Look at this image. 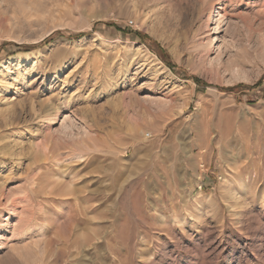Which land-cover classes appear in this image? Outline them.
<instances>
[{"label":"rangeland","instance_id":"rangeland-1","mask_svg":"<svg viewBox=\"0 0 264 264\" xmlns=\"http://www.w3.org/2000/svg\"><path fill=\"white\" fill-rule=\"evenodd\" d=\"M2 62L0 264H264V0H0Z\"/></svg>","mask_w":264,"mask_h":264},{"label":"trees","instance_id":"trees-1","mask_svg":"<svg viewBox=\"0 0 264 264\" xmlns=\"http://www.w3.org/2000/svg\"><path fill=\"white\" fill-rule=\"evenodd\" d=\"M108 25L111 24L108 23ZM57 34H60V32ZM137 34L141 36L142 41L148 44L152 48V50L161 58V60L168 65V67H170L171 69H175V65L172 63L171 57L165 49H163L156 41H153L149 36L142 35L141 33ZM245 88H250V86L246 84H239L231 88H226L225 90L238 91Z\"/></svg>","mask_w":264,"mask_h":264},{"label":"bare ground","instance_id":"bare-ground-1","mask_svg":"<svg viewBox=\"0 0 264 264\" xmlns=\"http://www.w3.org/2000/svg\"><path fill=\"white\" fill-rule=\"evenodd\" d=\"M219 5H220V3H217L216 8L213 10L212 17H213V16L216 17V16H219V15H220V13H221V9H220V6H219ZM17 55H18V54H17ZM24 55H26V54H24ZM12 57H14V56H12ZM15 57H16V56H15ZM4 64H5V62H2L0 66L3 67ZM11 110H12V109H11ZM49 110H50V109H49ZM8 111H9V109H8ZM51 111H52V110H51ZM10 112H12V111H10ZM5 113H6V110H5ZM7 113H8V112H7ZM4 115H5V114H4ZM9 115H10V114H9ZM45 115H48V116H45ZM45 115H44V117H47V118L51 119L50 117L53 116V112H49V114L46 113ZM10 116H11V115H10ZM41 117H42V116H41ZM53 117H54V116H53ZM42 118H43V117H42ZM49 119H48V120H49ZM45 120H46V119H45ZM51 120H52V119H51ZM46 122H47V121H46ZM7 123H8V121H7ZM13 123H14V122H13ZM9 124H10V123H9ZM11 125H12V124H11ZM2 126H3V125H2ZM14 127H15V126H14ZM6 129H7V128H6ZM3 130H4V129H3ZM3 130H2V131H3ZM2 131H1V132H2ZM0 134H1V133H0ZM2 134H3V132H2ZM0 138H1V137H0ZM3 138H4V137H3ZM34 181H35V179H34ZM32 182H33V181H32ZM32 182H31V183H32ZM34 183H35V182H34ZM32 184H33V183H32ZM0 189H1V188H0ZM31 189H33V188H31ZM34 190H36V189H34ZM31 191H32V190H31ZM0 195L3 196V192H1ZM0 197H1V196H0Z\"/></svg>","mask_w":264,"mask_h":264},{"label":"built area","instance_id":"built-area-1","mask_svg":"<svg viewBox=\"0 0 264 264\" xmlns=\"http://www.w3.org/2000/svg\"><path fill=\"white\" fill-rule=\"evenodd\" d=\"M200 188H201V186H200Z\"/></svg>","mask_w":264,"mask_h":264}]
</instances>
